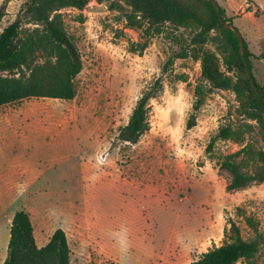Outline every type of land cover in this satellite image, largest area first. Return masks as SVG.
<instances>
[{"label":"rangeland","instance_id":"obj_1","mask_svg":"<svg viewBox=\"0 0 264 264\" xmlns=\"http://www.w3.org/2000/svg\"><path fill=\"white\" fill-rule=\"evenodd\" d=\"M26 1L0 0L6 13L12 2L0 32ZM129 2L92 0L84 11H62L82 59L74 100L0 107V264L18 211L29 214L40 248L64 230L73 264H192L229 241L231 223L245 240L264 237V183L229 191L231 176L219 167L243 146L218 140L207 151L219 128L243 121L236 95L208 94L188 128L197 87H209L195 55L221 59L216 45H194V28L132 27ZM215 2L249 45L264 87V0ZM158 79L163 88L150 102L149 131L125 142L120 131ZM255 139L264 149L260 135H246L245 143ZM237 264H264V241L252 261Z\"/></svg>","mask_w":264,"mask_h":264},{"label":"trees","instance_id":"obj_2","mask_svg":"<svg viewBox=\"0 0 264 264\" xmlns=\"http://www.w3.org/2000/svg\"><path fill=\"white\" fill-rule=\"evenodd\" d=\"M92 0H27L14 22L0 32V107L29 98L74 100L77 95L76 77L82 71L80 51L65 28L62 11L84 9ZM215 0H130L132 15L128 23L141 28L147 21L150 28L170 24L178 28H194V45L212 42L221 59L211 51H204L201 59V77L209 86L197 87L194 114L188 128L196 126V112L208 94L214 90L232 91L239 102L241 121L218 130L207 148L210 152L216 141H233L242 145L237 152L226 155L220 170L231 176L229 191L245 189L264 183V149L256 141L245 143L246 135H260L264 142V87L253 74L249 45L232 30V21L226 11L214 4ZM6 5L0 7V23L6 15ZM140 17V19H138ZM37 25L24 27L23 20ZM216 32L215 36L212 33ZM241 38L243 45L241 46ZM143 46L141 50H144ZM225 68V70L223 69ZM249 74L252 75L254 85ZM163 86L156 80L138 100L129 123L120 131V139L136 144L149 131L150 102ZM254 229L253 221L246 217ZM256 232L257 230L254 229ZM229 241L202 254L192 264H237L252 261L259 252L264 237L243 239L240 228L231 223ZM64 230L58 229L48 244L38 247L29 214H14L10 229L8 257L4 264H73ZM106 264H116L114 262Z\"/></svg>","mask_w":264,"mask_h":264},{"label":"water","instance_id":"obj_3","mask_svg":"<svg viewBox=\"0 0 264 264\" xmlns=\"http://www.w3.org/2000/svg\"><path fill=\"white\" fill-rule=\"evenodd\" d=\"M214 4L215 5H217V3L214 1ZM226 26H228V27H230L232 30H234V28H233V26H229L228 24H226ZM238 35L240 36V34L238 33ZM241 37V36H240ZM243 45V41H242V38H241V46ZM249 77H250V79H251V82H252V84L254 85V80H253V78H252V75L251 74H249Z\"/></svg>","mask_w":264,"mask_h":264},{"label":"crops","instance_id":"obj_4","mask_svg":"<svg viewBox=\"0 0 264 264\" xmlns=\"http://www.w3.org/2000/svg\"><path fill=\"white\" fill-rule=\"evenodd\" d=\"M11 3H12V2H10L9 6H8V8H7V13H8V14H11V10H10V8H11Z\"/></svg>","mask_w":264,"mask_h":264}]
</instances>
